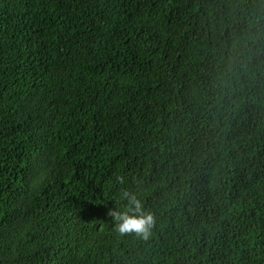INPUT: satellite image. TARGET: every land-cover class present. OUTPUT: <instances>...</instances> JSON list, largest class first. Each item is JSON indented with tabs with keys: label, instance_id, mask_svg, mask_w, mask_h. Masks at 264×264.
<instances>
[{
	"label": "trees",
	"instance_id": "obj_1",
	"mask_svg": "<svg viewBox=\"0 0 264 264\" xmlns=\"http://www.w3.org/2000/svg\"><path fill=\"white\" fill-rule=\"evenodd\" d=\"M0 264H264V0H0Z\"/></svg>",
	"mask_w": 264,
	"mask_h": 264
},
{
	"label": "clouds",
	"instance_id": "obj_2",
	"mask_svg": "<svg viewBox=\"0 0 264 264\" xmlns=\"http://www.w3.org/2000/svg\"><path fill=\"white\" fill-rule=\"evenodd\" d=\"M122 198L127 201L123 209H109L108 214L115 221V229L121 234L134 232L148 236L153 226V216L144 211L142 202L135 193L124 191Z\"/></svg>",
	"mask_w": 264,
	"mask_h": 264
}]
</instances>
